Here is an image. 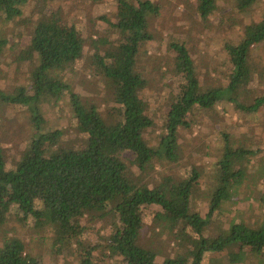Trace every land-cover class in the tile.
Masks as SVG:
<instances>
[{
  "label": "trees",
  "instance_id": "trees-1",
  "mask_svg": "<svg viewBox=\"0 0 264 264\" xmlns=\"http://www.w3.org/2000/svg\"><path fill=\"white\" fill-rule=\"evenodd\" d=\"M26 1L0 0V21H32L24 45L0 32V53L8 43V50L18 46L14 60L34 63L23 76L25 85L12 86L8 91L0 87V105L24 106L31 129L30 136L23 137L19 153L10 152L0 143V233L4 234L0 264H39V257L27 251L23 238L4 233L13 212L20 222L32 218L36 227L50 226L54 252L71 253L66 264H103V258L97 256L99 251L116 259V264H204V251L223 252L232 244L245 247L246 252H263L264 190L255 198L262 209L260 224L241 217L230 219L217 235L210 227L213 212L221 209L240 184L236 179L249 173L257 148L233 147L229 134L222 132L223 148L211 170L206 210L193 205L195 193L205 185L202 172L195 167L179 178L164 175L151 181L148 176L161 160L178 162L181 158V131L190 128L192 120L188 117L193 110L207 112L224 100L244 113H255L264 106V88L259 91L251 84V74L257 72L252 49L264 43V16L245 22L241 36L224 43L225 78L216 85L199 79L182 42L169 43L172 55L167 66L175 76L166 92L170 98L165 133L150 143L146 131H155L143 98L147 80L135 70V62L139 45L151 39L149 16L157 12V4L151 0H117L113 19L98 16L106 23L109 35L95 30L94 37L87 36L94 48L93 65L110 80L114 104L110 106L111 118L106 121L97 105L83 99L62 75V70L83 55L85 39L74 24L61 25L57 11L25 19L22 6ZM216 1L195 0L194 9L206 19L216 10ZM254 2L233 0L239 12L247 11ZM64 97L80 138L66 137L64 128L47 126L44 107H54ZM120 150L131 158L113 155ZM258 172L264 177V165L258 166ZM146 207L155 210L154 226L166 227L175 237L189 227L195 239H182V250L160 258L154 249L141 244ZM88 212L106 224L101 244L73 241L76 225ZM236 252H227L228 261L235 260Z\"/></svg>",
  "mask_w": 264,
  "mask_h": 264
},
{
  "label": "rangeland",
  "instance_id": "rangeland-1",
  "mask_svg": "<svg viewBox=\"0 0 264 264\" xmlns=\"http://www.w3.org/2000/svg\"><path fill=\"white\" fill-rule=\"evenodd\" d=\"M151 1L158 6L157 12L149 16L151 39L139 45L135 62V70L147 80L143 98L147 102L148 114L154 120L155 131L154 133L149 132V129L146 131L145 135L148 141L150 139V143L157 142L159 134L165 133L164 121L170 98L166 92L173 85L172 76H175L167 66V59L172 55L169 43L182 42L189 52L199 79L206 84L216 85L224 82L222 80L225 78L223 72L226 71L227 59L224 43L241 36L245 22L258 21L264 16V0H255L245 12H239L233 0H217L216 10L206 19H202L195 11V0ZM22 8L25 19H36L41 14L57 11L61 25L66 23L76 26L79 34L85 39V51L81 58L73 62L69 68L62 70V75L73 85L76 93L82 95L83 99L95 103L102 117L106 121L110 120V106L114 104L110 97V80L93 65L91 53L94 48L87 36L91 34L94 37L95 30L104 36L109 35L106 23L98 16L107 15L113 19L117 0H27ZM31 22L25 24L23 21H0V32L6 34L10 41L24 45L30 37ZM110 36L112 37V34ZM8 46L7 43L4 51L0 53V87L7 91L12 86L25 85L27 82L23 76H27L34 65L27 60L19 62L14 60L13 55L16 54L18 46H14L13 50H8ZM252 55L257 72L251 74V84L262 91L264 88V43L255 46L252 49ZM66 103L67 98L64 97L58 105L44 107V118L48 120L47 126L64 128L67 132L66 137L80 138L69 118ZM26 110L22 105L2 103L0 105V143L15 154L20 152L23 137L31 134ZM188 118L192 120L190 128L181 131L182 139L179 147L181 158L178 162L161 160L151 171L148 179L158 181L164 175L184 177L190 168L195 167L202 172L205 185H202L201 189L198 188L193 205L199 210H206L211 170L214 169V163L222 152L224 139L222 132H225L229 134L233 147L241 145L257 148L258 152L251 160L253 165L248 168L247 176L236 179V182L240 184L232 190L230 199L224 200L221 209L213 212L210 227L215 228L213 232L217 235L223 231L222 228L226 227V222L230 219L236 220L241 217L245 221L260 224L263 219L262 209L255 198L261 190H264V177H259L258 172V166L264 165V106L255 113H244L234 110L232 104L224 100L217 102L215 108L207 112L193 110ZM113 155L131 158L128 152L121 150ZM133 170L138 174L137 168L134 167ZM154 212L152 207H146L143 211L141 244L154 249L160 258L182 250L184 247L182 239L189 237L195 239V233L189 227L180 233L177 231L179 233L177 238L166 227L154 226L156 221ZM94 214L88 212L80 220L79 225H76L77 232L72 237L73 241L83 240L97 244L103 242L102 234L106 231L104 227L106 224L99 218H92ZM5 228L6 235H18L24 239L27 251L39 257V264L70 262V252L56 254L51 247L50 226L36 227L32 218H28L26 222H20L13 212L10 213ZM3 236L4 234L0 233V242ZM229 250L237 251L233 261H228ZM97 256L103 258V264H116V261H113L116 259L107 257L104 251H99ZM203 262L204 264H264V251L246 252L245 247H236L232 244L223 252L204 251Z\"/></svg>",
  "mask_w": 264,
  "mask_h": 264
}]
</instances>
